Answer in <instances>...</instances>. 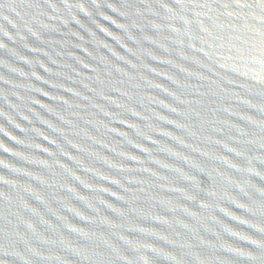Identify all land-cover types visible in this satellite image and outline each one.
I'll use <instances>...</instances> for the list:
<instances>
[{"label": "water", "instance_id": "water-1", "mask_svg": "<svg viewBox=\"0 0 264 264\" xmlns=\"http://www.w3.org/2000/svg\"><path fill=\"white\" fill-rule=\"evenodd\" d=\"M0 264H264V0H0Z\"/></svg>", "mask_w": 264, "mask_h": 264}]
</instances>
